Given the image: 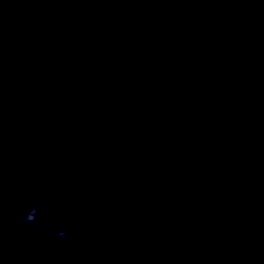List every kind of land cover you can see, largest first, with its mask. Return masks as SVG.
Masks as SVG:
<instances>
[{"label":"clouds","instance_id":"1","mask_svg":"<svg viewBox=\"0 0 264 264\" xmlns=\"http://www.w3.org/2000/svg\"><path fill=\"white\" fill-rule=\"evenodd\" d=\"M29 221H34V216L29 214L25 219H24V222L25 223H29ZM58 235L61 237V238H66L67 237V231L66 230H62L58 233Z\"/></svg>","mask_w":264,"mask_h":264}]
</instances>
